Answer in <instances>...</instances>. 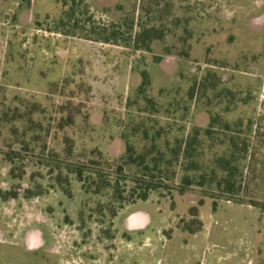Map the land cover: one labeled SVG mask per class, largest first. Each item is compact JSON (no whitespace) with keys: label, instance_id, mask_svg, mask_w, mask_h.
<instances>
[{"label":"rangeland","instance_id":"rangeland-1","mask_svg":"<svg viewBox=\"0 0 264 264\" xmlns=\"http://www.w3.org/2000/svg\"><path fill=\"white\" fill-rule=\"evenodd\" d=\"M22 3L0 0V264H99L98 250H119L118 262L104 258L113 264H264V209L251 204L264 205V23L253 21L264 14V0H121L120 11L116 5L108 14L94 0H75V5L68 1L72 11L66 14L43 15L38 8L28 19L18 17ZM144 24H162L168 48L196 47L199 63L221 59L245 74L233 86L245 93L240 100H247L251 125L238 134L232 112L228 130L215 122L208 141L232 138L234 151H242L236 178L242 204L228 201L218 189L215 199L201 197L197 189L158 190L124 205L117 216L119 194L125 198L134 186L113 175L120 166L123 176L142 173L118 161L123 143L108 142L116 129H90L80 117L74 126L58 129L65 123L66 102L73 104V114L86 115L97 105L108 114L120 108L119 98L111 95L120 86L113 66H119L127 38ZM105 39L111 45H103ZM159 51L154 47L153 61ZM69 56L78 60L67 76L70 84L49 97L47 83L57 71L45 78L42 62L68 66ZM240 100L234 103L240 106ZM33 104L39 108L29 111ZM218 105L219 111L224 105ZM68 138L76 141L72 156L65 155ZM107 148L109 155L100 160L94 150L104 155ZM67 164L103 170L115 190L95 194L97 176L83 173L80 183ZM134 212L146 214L148 226L123 230L125 216ZM197 224L200 230L190 234ZM29 234L39 244L30 237L29 246Z\"/></svg>","mask_w":264,"mask_h":264},{"label":"trees","instance_id":"trees-1","mask_svg":"<svg viewBox=\"0 0 264 264\" xmlns=\"http://www.w3.org/2000/svg\"><path fill=\"white\" fill-rule=\"evenodd\" d=\"M31 1L24 0L22 4L29 8ZM68 1L75 5V0H55L61 14L72 11ZM121 7L122 5L118 3L117 11H120ZM136 27L138 31L126 40L127 48L135 52L153 53L154 47H159L161 55L174 56L189 64L187 70L180 73L179 82L170 89H155L147 73L142 71L139 85L131 91L120 112L104 113L101 128L105 126L115 128L118 138L124 145V153L118 156V161L124 166L141 169L142 173L141 177L123 176L120 166L118 174L113 175L116 182L126 179L134 186V190L125 198L122 197V193L119 194V210L124 205L147 200L150 193L158 190L177 191L183 194L197 189L201 191V197L215 199L213 189H218L222 193L221 196L228 201L242 204L243 200L238 196L240 190L236 187V178L240 176L239 167L243 161V158H238V154L242 151H234L236 141L232 138H224L218 144H208V141L212 137V124L215 122L223 123L224 133L228 130L232 112H236L233 120L238 134L241 127L251 125L249 108L245 103L247 100H240L245 93L233 86V83L241 81L245 74L239 73L238 64L232 68L221 59L212 63H199L194 57L198 56L197 51L200 50H196V47L194 50L190 45L182 50L174 46L168 48L164 42L167 31L162 24L158 27L147 24ZM104 42L109 41L105 39ZM69 81L64 79L59 85H52L49 89L50 95H61L70 84ZM80 93L78 91V94ZM236 98H239L240 106L234 103ZM66 103L61 107L66 113L61 118L65 123H61L58 129L74 126V121L79 117L85 123V127L95 129L88 124L89 113L83 115L75 110L73 114L74 107L71 106L73 104ZM216 103L224 105L223 108L216 110ZM33 105L29 111L39 108L37 104ZM75 107L77 108L76 105ZM176 114H180L181 117L176 119ZM75 143L74 139L65 140L63 143L66 145L65 155H73ZM94 152L98 154L100 160L106 158L98 149ZM95 163L90 162L89 165L92 167ZM66 169L76 175L80 183H83V173L97 176L100 185L96 187L95 194L103 190H115L114 186H109V175L101 169L92 171L91 168L80 164H67ZM251 204L264 209L262 204L254 202ZM196 216L197 213L193 209L190 217ZM197 225L195 230H185L190 234L198 232L201 225Z\"/></svg>","mask_w":264,"mask_h":264},{"label":"crops","instance_id":"crops-1","mask_svg":"<svg viewBox=\"0 0 264 264\" xmlns=\"http://www.w3.org/2000/svg\"><path fill=\"white\" fill-rule=\"evenodd\" d=\"M94 3L97 8L101 9L103 12L108 14L109 12H114L115 6L120 3V0H94ZM37 4L39 5L38 7ZM36 7V8H35ZM41 10V13L43 15H48L51 12L58 11L61 13L60 8L58 5H56L55 0H33L32 4L29 8H24L21 11H19L18 17L20 18H25L28 19L27 17L30 16V13H36L34 10L37 9ZM42 8V9H41ZM113 9V10H112ZM112 10V11H111ZM254 23L260 24V22L264 23V14L262 16L255 18ZM69 38H72V36H68ZM103 45H111L109 43H102ZM121 50V48H118ZM122 58L119 62V66L114 64V78L119 81L120 86L118 89L115 91H112V96H115V98H119L118 102L120 104V108L114 110L116 113L120 112L122 109V106L124 105L125 100L128 98L130 95L131 91L134 90L140 83L141 78H140V73L142 71H145L147 75L149 76V79L154 86L155 89L157 90H163V89H170L171 87L175 86L179 82V76L180 73L184 70H187L188 68V62L183 61L177 57L174 56H163L160 55L158 56L157 60H152V57H155V53H145V52H135L131 48H122ZM247 52V51H246ZM129 53H134V55H131ZM161 54V53H160ZM125 56L130 57L132 61L127 60ZM74 56H69V64L68 66L66 65H55L53 64V70L51 65L49 64L50 62L43 61L42 65H46L44 70L47 71L45 74L42 72V70H39L40 73H44L45 78H47V75L49 71H57V76L55 77L56 79L52 80L51 82L47 83V87L49 86V89L52 85H59L64 79H69L71 81V77H67L70 75L71 72L74 70V64L78 62V60H74ZM78 64V63H77ZM83 64V62H82ZM35 74V72H33ZM72 75V74H71ZM62 77L64 79H62ZM66 77V78H65ZM43 78V79H45ZM58 80H61L59 83ZM48 96L50 95L47 94ZM50 97V96H49ZM94 108H91L88 117V124L91 126H100L103 121L104 113H108V109H105L102 106H93ZM117 140L120 141V139L117 136V132L115 134V137H112L108 140L109 144L116 142ZM109 147V146H108ZM105 154H108L110 150L107 148L104 150ZM107 152V153H106ZM102 153V152H101ZM109 155V154H108ZM125 211L120 212L117 214V216L122 215ZM116 216V217H117ZM115 217V218H116ZM149 224V218L146 214L142 212H134L131 214H127L123 220V230L127 231H138L146 228ZM30 237L36 238L37 244H39V240L37 239L36 236H33L31 234L28 235L26 243L30 246L28 239ZM34 243V246L35 244ZM98 253L100 255V258L96 260L97 263L99 264H113L110 260L111 257L114 262H118L120 259V254L119 250H112V251H107L105 252L104 250H98ZM98 256V254H97ZM110 259L105 260L104 258Z\"/></svg>","mask_w":264,"mask_h":264},{"label":"flooded vegetation","instance_id":"flooded-vegetation-1","mask_svg":"<svg viewBox=\"0 0 264 264\" xmlns=\"http://www.w3.org/2000/svg\"><path fill=\"white\" fill-rule=\"evenodd\" d=\"M115 218V217H114Z\"/></svg>","mask_w":264,"mask_h":264}]
</instances>
